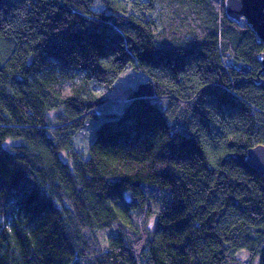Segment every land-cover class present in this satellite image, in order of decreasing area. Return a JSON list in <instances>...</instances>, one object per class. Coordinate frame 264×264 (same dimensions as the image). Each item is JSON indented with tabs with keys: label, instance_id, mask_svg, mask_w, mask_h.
I'll use <instances>...</instances> for the list:
<instances>
[{
	"label": "trees",
	"instance_id": "16d2710c",
	"mask_svg": "<svg viewBox=\"0 0 264 264\" xmlns=\"http://www.w3.org/2000/svg\"><path fill=\"white\" fill-rule=\"evenodd\" d=\"M98 3L0 0V264H264L263 44L224 0Z\"/></svg>",
	"mask_w": 264,
	"mask_h": 264
},
{
	"label": "rangeland",
	"instance_id": "374dc122",
	"mask_svg": "<svg viewBox=\"0 0 264 264\" xmlns=\"http://www.w3.org/2000/svg\"><path fill=\"white\" fill-rule=\"evenodd\" d=\"M125 2L129 3V0H124ZM100 4L98 0H95V8L99 7ZM146 80V76L141 72L137 71L132 67V63H129L127 67L121 72L118 77V80L114 82L113 88L109 90L107 93L103 95L104 103L94 111H97L99 115L96 119V122L90 121L84 128V130L79 131L76 134V141L75 145L78 149L84 150L89 142H91L95 137V127L96 125L105 118L107 113L110 112H119L122 110L124 102L128 98L130 91L135 88V86L141 82ZM155 100L162 105V107L166 108L165 98H155ZM99 110V111H98ZM18 141L9 139L5 142L7 147H11L13 143H17ZM87 155V154H86ZM151 227V226H150ZM115 232V229H114ZM107 233H96L93 236V242L91 243V252L94 248L97 251H101L106 248L107 246ZM90 252V253H91ZM242 252V251H241ZM89 253V254H90ZM247 255L239 253L238 259H243ZM83 264H93L90 258H84ZM254 264V260L250 262Z\"/></svg>",
	"mask_w": 264,
	"mask_h": 264
},
{
	"label": "water",
	"instance_id": "95a60500",
	"mask_svg": "<svg viewBox=\"0 0 264 264\" xmlns=\"http://www.w3.org/2000/svg\"><path fill=\"white\" fill-rule=\"evenodd\" d=\"M227 17L239 24H246L254 32L257 40L263 44V50L257 55L264 72V0H224ZM258 81V80H257ZM247 163L259 173L264 174V145L257 144L247 150Z\"/></svg>",
	"mask_w": 264,
	"mask_h": 264
}]
</instances>
